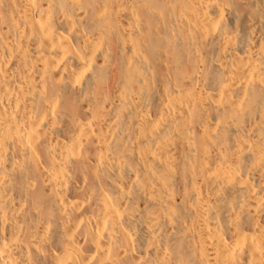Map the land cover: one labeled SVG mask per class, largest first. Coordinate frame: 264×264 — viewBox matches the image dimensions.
I'll list each match as a JSON object with an SVG mask.
<instances>
[{
    "label": "bare ground",
    "instance_id": "bare-ground-1",
    "mask_svg": "<svg viewBox=\"0 0 264 264\" xmlns=\"http://www.w3.org/2000/svg\"><path fill=\"white\" fill-rule=\"evenodd\" d=\"M0 264H264V0H0Z\"/></svg>",
    "mask_w": 264,
    "mask_h": 264
}]
</instances>
